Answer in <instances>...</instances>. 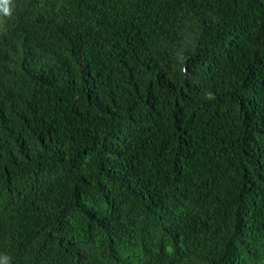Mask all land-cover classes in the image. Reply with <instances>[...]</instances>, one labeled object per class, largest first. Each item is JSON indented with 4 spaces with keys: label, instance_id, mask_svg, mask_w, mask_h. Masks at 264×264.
Returning a JSON list of instances; mask_svg holds the SVG:
<instances>
[{
    "label": "trees",
    "instance_id": "16d2710c",
    "mask_svg": "<svg viewBox=\"0 0 264 264\" xmlns=\"http://www.w3.org/2000/svg\"><path fill=\"white\" fill-rule=\"evenodd\" d=\"M10 7L0 258L264 264V0Z\"/></svg>",
    "mask_w": 264,
    "mask_h": 264
},
{
    "label": "clouds",
    "instance_id": "9594fccd",
    "mask_svg": "<svg viewBox=\"0 0 264 264\" xmlns=\"http://www.w3.org/2000/svg\"><path fill=\"white\" fill-rule=\"evenodd\" d=\"M12 0H0V13L5 17H9L12 14V8L10 7ZM0 264H8V258H0Z\"/></svg>",
    "mask_w": 264,
    "mask_h": 264
}]
</instances>
